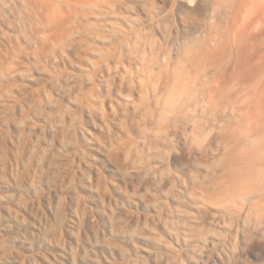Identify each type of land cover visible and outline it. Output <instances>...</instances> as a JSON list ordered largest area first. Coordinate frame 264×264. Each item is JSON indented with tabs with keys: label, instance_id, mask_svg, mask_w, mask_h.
<instances>
[{
	"label": "rangeland",
	"instance_id": "374dc122",
	"mask_svg": "<svg viewBox=\"0 0 264 264\" xmlns=\"http://www.w3.org/2000/svg\"><path fill=\"white\" fill-rule=\"evenodd\" d=\"M3 16L1 41L14 29ZM24 46L0 70V264H264V238L214 220L169 179L211 176L222 113L206 117L210 153L181 126L161 141L130 79Z\"/></svg>",
	"mask_w": 264,
	"mask_h": 264
},
{
	"label": "bare ground",
	"instance_id": "6f19581e",
	"mask_svg": "<svg viewBox=\"0 0 264 264\" xmlns=\"http://www.w3.org/2000/svg\"><path fill=\"white\" fill-rule=\"evenodd\" d=\"M3 15L14 28L0 39L4 73L24 45L37 58L74 50L96 76L135 84L134 105L156 119L161 141L185 127L206 154L208 118L222 113L224 157L205 163L211 176L168 178L214 220L264 238V0H0Z\"/></svg>",
	"mask_w": 264,
	"mask_h": 264
}]
</instances>
